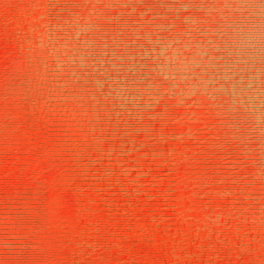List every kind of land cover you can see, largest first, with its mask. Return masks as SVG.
Wrapping results in <instances>:
<instances>
[{"label": "clouds", "instance_id": "9594fccd", "mask_svg": "<svg viewBox=\"0 0 264 264\" xmlns=\"http://www.w3.org/2000/svg\"><path fill=\"white\" fill-rule=\"evenodd\" d=\"M0 54V155L47 165L0 193V264H264V0H0ZM143 161L194 229L137 215Z\"/></svg>", "mask_w": 264, "mask_h": 264}, {"label": "bare ground", "instance_id": "6f19581e", "mask_svg": "<svg viewBox=\"0 0 264 264\" xmlns=\"http://www.w3.org/2000/svg\"><path fill=\"white\" fill-rule=\"evenodd\" d=\"M45 139L46 138L43 135L36 134L34 142L39 145ZM27 147V145H24L18 152L0 155V193H9L11 190L22 186L28 181V176L31 175L33 171L43 172L47 167V165L43 162L37 166V154L35 152L31 154H25V149ZM133 159L134 158H126V167L131 168L135 166ZM142 163L145 170L151 169L150 177L142 183L148 184L154 182L156 184L155 187L146 188L145 191L155 195L157 198L151 203H148L147 207H145L146 201L143 196L139 198V201L135 199L132 200V203L137 206V215L145 218L151 214L164 215L169 217L170 221H174L175 229H178L181 232H188L194 229L197 226V223L203 220L204 213L202 211L198 210L194 214V220L188 225L176 221V201L177 199L182 200L183 204L187 205L189 203L190 190H178L175 196H167L169 189L172 187L173 181L181 178L187 170L180 172L178 175H165V169H158L154 167L149 161H143ZM25 169H27V171H25ZM135 175V173H132V176L129 177V179L134 178ZM52 178V173H49L47 175V179L51 180ZM153 178H155L154 181ZM125 183L127 182L125 181ZM128 190L131 192L132 187L129 186ZM116 199L122 205L126 206V201L123 200L119 194L117 195ZM80 227L83 231H88L87 223L81 225ZM131 245H135V247H133L130 255L138 254L142 257L146 256L148 258H154L156 255V253L151 248L138 245L134 239L130 241L129 245H126L125 247L127 248ZM72 250L75 251L74 246ZM97 255H99V253ZM105 255L108 254L105 253ZM111 256L116 257L117 253L113 252L111 253ZM95 261L96 257H92L89 261V264H95ZM145 264H147V261H145Z\"/></svg>", "mask_w": 264, "mask_h": 264}]
</instances>
